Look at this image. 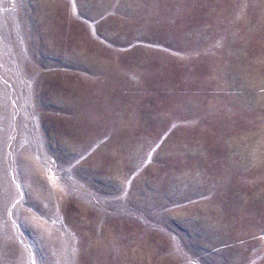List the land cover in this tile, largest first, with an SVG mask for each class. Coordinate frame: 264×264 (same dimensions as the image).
I'll list each match as a JSON object with an SVG mask.
<instances>
[{"label":"rangeland","instance_id":"1","mask_svg":"<svg viewBox=\"0 0 264 264\" xmlns=\"http://www.w3.org/2000/svg\"><path fill=\"white\" fill-rule=\"evenodd\" d=\"M0 264H264V0H0Z\"/></svg>","mask_w":264,"mask_h":264}]
</instances>
